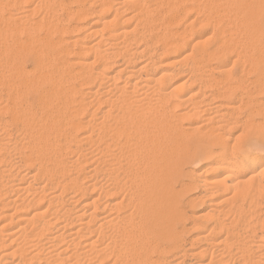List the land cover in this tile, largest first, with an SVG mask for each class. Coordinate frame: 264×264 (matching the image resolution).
<instances>
[{"label": "bare ground", "instance_id": "1", "mask_svg": "<svg viewBox=\"0 0 264 264\" xmlns=\"http://www.w3.org/2000/svg\"><path fill=\"white\" fill-rule=\"evenodd\" d=\"M70 1L0 0V264H264V0Z\"/></svg>", "mask_w": 264, "mask_h": 264}, {"label": "rangeland", "instance_id": "2", "mask_svg": "<svg viewBox=\"0 0 264 264\" xmlns=\"http://www.w3.org/2000/svg\"><path fill=\"white\" fill-rule=\"evenodd\" d=\"M60 1H61V0H60ZM62 1H66V2L69 1V3L71 2L70 0H62ZM62 3H63V2H62ZM64 3H65V2H64ZM69 3H68V4H69ZM65 4H66V3H65ZM76 4H79V3H76ZM71 6L75 8V7L78 6V5L73 4V5H71ZM52 8H54V10L57 9L56 7H53V5H52ZM55 8H56V9H55ZM61 12H62V11H60V10L58 11V15H59V17H61V16L63 15V12H62V13H61ZM56 14H57V13H56ZM263 14H264V6H263ZM63 24H65V22H64ZM72 24L75 25L76 23H71V25H72ZM229 27H230V28H231V27L234 28V26H232V25L229 26ZM229 27H228V30L230 29ZM233 28H232V29H233ZM235 29L238 30L236 27H235ZM235 29H233V30H235ZM233 30H231L230 32H232ZM236 30H235V31H236ZM83 31H84V30H81V31L78 32V33L76 32V33H77L76 35H82V34H83V33H82ZM233 32H234V31H233ZM237 32L240 33L239 31H237ZM237 32H236L235 34H237ZM260 35L262 36V37L259 36L260 40H261V41H264V27H263V25H262V27H261V33H260ZM236 36H237V35H235V37H236ZM239 36H240V35H238V36L236 37V40H235V41L237 42V40L240 39L239 42L242 43V42H243V38H239ZM235 37H234V38H235ZM240 37H242V35H241ZM262 39H263V40H262ZM236 42H233V43H236ZM263 43H264V42H263ZM235 45H238V46H239V47H238L239 49H238V48H237V49L240 50V48H241V47H240V44H235ZM236 47H237V46H236ZM238 50H237V51H238ZM241 50H242V48H241ZM241 50H240V52H241ZM241 53H243V51H242ZM186 62H187V61H186ZM187 63H190V62L188 61ZM26 65L28 66V67H27L28 69H30V68L32 67L31 62H27ZM231 66H232V65H231ZM241 66H242V65H241ZM243 66H244V65H243ZM238 67L241 69L240 65H239V66H236V68L234 67L236 71L240 70V69H238ZM245 67H246L245 69H247V67H248L247 64H246ZM168 68H169V67H168ZM170 68L172 69V67H170ZM248 68H249V67H248ZM232 70H233V71H232ZM248 70L252 71L251 69H247V71H248ZM247 71L245 70V72L242 73V75H243V74L246 75V72H247ZM231 72H233V74L235 75V73H234L235 71H234L233 67H231ZM252 72H253V73H252ZM252 72H247V75H246L247 77H245V76L242 77V78H243V80H242V81H243V88H245V90L248 88L247 90L253 91V90H252V89H253V86H254L253 82H255V78H256V77H257V87L259 86V85H258V82H259L258 79H260V78H258V77H259L260 75H259L258 72H257V74H258L259 76H258L256 73H254V71H252ZM216 73H218V72H216V71L213 72V73H212L213 76H210V77H213L214 79H217L218 77L220 78V77L222 76V75L220 76L219 74L216 75ZM238 73L241 74V71L236 72V74H238ZM212 74H211V75H212ZM239 74H238V75H239ZM218 75H219V76H218ZM234 75H233V76H234ZM255 75H257V76H255ZM178 76H179V75H178ZM214 76H215V77H214ZM235 76H237V75H235ZM176 77H177V76H176ZM248 77H249V79H248ZM177 78H178V77H177ZM213 78H210V79L212 80ZM244 78H246V79H244ZM251 78H252V79H251ZM178 79H179V78H178ZM178 79H176V81H177ZM246 80H247V81H246ZM233 82H237V81H233ZM244 82H246L247 84H246V83L244 84ZM250 82H251L252 84H251ZM252 85H253V86H252ZM247 86H248V87H247ZM0 88H4V87L1 86ZM249 88H250V89H249ZM5 89H6V88H5ZM3 90H4V89H2V90L0 91V93L2 94V92H3L2 95L5 96L7 90H6V92H5V90H4V91H3ZM257 90H259L258 92H260V89L257 88ZM240 92H241V90H240V91L238 90V92H237V97H238V98H240V96H239V93H240ZM261 92H262V91H261ZM261 92L259 93V95H258V93H257L258 96H257V98L255 97V100H254V99L252 100V104H251V105L256 104V103L253 104V102H257V108H258V106L261 108V106L263 107V105H264V103H263V102H264V94H263L264 91H263L262 93H261ZM240 95H241V94H240ZM262 95H263V96H262ZM258 98H259V99H258ZM261 98H262L263 100H262ZM256 99H257L258 101H257ZM260 99L262 100V102L260 101V103H259V100H260ZM237 104L239 105L238 99L236 100V105H237ZM238 105H237V106H238ZM240 106H242V104L239 105V109H238V111L241 110L240 113H239L238 111H236V113L238 112L239 115L235 114V115H237V116H239V117H236V116H235V117L238 118V119H237L238 122H241V128H243V127H242L243 122H245V121L247 120V114H248V116L250 115V110H248V108L245 109V108L247 107V106H246V103H245V106H246V107H243L244 105L242 106L244 109L241 108ZM248 112H249V113H248ZM262 115H263V116H262ZM245 116H246V119L244 120L243 118H245ZM259 116H260V115H259ZM259 116H258V117H255V119L257 118L256 121H258V122H261V121L263 120V121H262L263 124L257 123V124H260V125H261V127H260V125H259L260 129H263V128H264V114H261V117H259ZM241 117H242V118H241ZM4 118L8 119V115H6V116L4 115ZM240 118H241L242 120H244V121H241ZM186 120H187V119H186ZM198 121H199V120H198ZM215 121H216V120H214L213 122H214V123H217V121H216V122H215ZM213 122H210V123L212 124ZM188 123H189L188 121H187V122H186L185 120L182 121V125L184 124V125H183L184 127H188L189 124H190V123H189V124H188ZM208 123H209V122H208ZM210 123H209V124H210ZM214 123H213V124H214ZM211 124H210V125L207 124V126H208V127H211V126H212ZM244 124H245V123H244ZM236 125H237V124H236ZM236 125H235V126H236ZM239 126H240V125L238 124L236 127H234L235 129H233V131L231 132V133H232V137H231L230 143L233 141L232 138L236 135V133H238L237 136L240 134L239 131H241V130H240L241 128H240ZM257 126H258V125H257ZM237 127H238V128H237ZM262 127H263V128H262ZM239 128H240V129H239ZM257 128H258V127H257ZM236 129H237V130H236ZM238 129H239V130H238ZM234 130H236V132H235ZM257 130H259V129H257ZM241 132H242V131H241ZM257 132H258V131H256L255 134H254V137H258V138L256 139V141H255V139L253 138V139H254L253 141L257 142L256 145L253 144L254 147H252V149H251V146H250V148H249V146H248L249 144H248V145H247L248 148H247L246 150L249 151V150L251 149V151H249L250 154H252L253 152H256L257 150L259 151V153H258V151H257L256 153H253V154H252V155H254V156H255V154H257L256 156H258V157H257L258 160H257L256 163H257V168L259 169L260 166H261V167L264 166V136H263V135H264V129H263V130H259V134H257ZM234 133H235V134H234ZM247 134H248V133H247ZM247 134L245 133L244 136L240 138L241 141H243V142L246 143L247 136H245V135H247ZM260 134H261V135H260ZM255 135H257V136H255ZM198 137H199V134H198ZM245 137H246V138H245ZM204 138H205V139H204ZM202 139H203V140H202ZM201 140L204 142V140H206V137H202ZM241 141H240V142H241ZM206 142H207V141H206ZM206 142H204V143L207 144ZM255 142H254V143H255ZM232 143H233V142H232ZM241 143H242V142H241ZM243 145L245 146V144H243ZM218 146H219V148H220V147L223 148V145H217V146H215V147H217L216 150H215V147H213V148L211 147V148L213 149V151H215V152H219V151L221 150V148L219 149ZM247 146H246V147H247ZM246 147H244V149H245ZM253 148H254V150H253ZM256 148H257V150H255ZM218 149H219V151H218ZM252 150H253V152H252ZM201 153H203V152H200V154H201ZM256 156H255V157H256ZM200 157H201V158H200ZM202 157H203V155L201 154V155H199V158H197L196 160H194V161L191 160V161H193V162H190V160H188V161H187L188 163H187V162H186V163H187L189 166L186 164L187 166L184 165L185 167H184V166L182 167V168L184 169V171H185V173H184V177L182 178V181H184V182H188V181H189L188 183H189V186H190L191 188L189 187V190L187 189V190H185L184 192H182L181 195H180V197H182V196L185 195V194H186V195L183 196L184 198L182 197V198L179 199V200H180V207H182V208L184 207L182 211H183L185 214H186V212H187V213H190V215H189V214H186L188 217L191 216V215H192L193 217H195V216H197V213H199V214L203 213V214H205V216H206V214L209 215V214H208L209 210H208V207H207V204H208V203H207L206 205H204V203H201V202H202V201H200L201 199H198V200L200 201V203H199L198 200H197L198 202L195 201V202L198 204V205L195 204V205H197V206H195L194 204H192V205L195 206L194 208H196V207L199 208V209L196 208V211H195L194 208H193V209H194V210H193L192 208L189 207V206H191V204H189V206H188V204H185L186 206L183 205L185 201H188V200L192 199V198H190V196H192V197H193V196H194V197H200V196H202L203 193H204L203 190H205V187H206V186H204L203 183H202V184H203V186H202V185H200V183L203 182V179H206V174L203 175V167H204V165H205V160L207 161V159H206V157H205V159L202 160V159L204 158V157H203V158H202ZM200 159H201L202 161H201ZM196 161H197V163L195 164ZM189 162H190V163H189ZM199 162H201V163H199ZM261 163H262V164H261ZM193 164H194V165H193ZM190 166H192V168H191ZM250 166H251V165H250ZM188 169H189V172H190V171H191V172H194V173H196V172H197V173L200 172V175L198 176L199 173L194 175V174H192L191 172H190V174H192V175H190V174L187 173V172H188ZM190 169H191V170H190ZM192 169H193V171H192ZM195 169H196V170H195ZM262 169H263V171H264V168H262ZM201 171H202V173H201ZM214 172H215V171H212V173L210 172V175L206 172V173L208 174V175H207V178L213 176V173H214ZM204 173H205V171H204ZM215 173L217 174V172H215ZM215 173H214V175H215ZM246 173H247V172H246ZM186 174L188 175V178H187V175H186ZM201 174H202V175H201ZM263 174H264V173H263ZM190 176L192 177V179H193V177H194V180H196V181L192 180ZM189 177H190V178H189ZM196 177H197V178L200 177L201 179H195ZM183 179H184V180H183ZM188 179H189V180H188ZM199 180H200V183H199ZM201 180H202V181H201ZM197 181H198V183H197L198 185L195 183V182H197ZM190 182H192V184H191ZM193 182H194L195 184H194ZM190 184H191V185H190ZM193 184H194V185H193ZM192 185H193V187H196V188H193ZM178 186H179V184L176 185V188H177V189H179ZM200 186H202V187H200ZM199 187H200V188H199ZM202 188H203V190H201ZM193 189H194V190H193ZM190 190H192L191 193H189ZM196 190H197V191H196ZM261 190H264V189H261ZM186 192H188V193H186ZM201 192H203V193H201ZM261 192H262V193H260V191H257V194L260 193V194L257 195V197L259 196V200L261 199L260 201H261L262 203H264V202H263V201H264V198L262 197V195H263L264 193H263V191H261ZM183 193H184V194H183ZM199 193H200L201 195H200ZM194 194H195V195H194ZM197 194H198V196H197ZM187 195H188V196H187ZM199 195H200V196H199ZM180 197H179V198H180ZM187 197H188V199H187ZM189 198H190V199H189ZM182 199H183V200H182ZM203 199H205V198H203ZM262 199H263V201H262ZM205 200H206V201H204V202H207L209 199H205ZM257 200H258V199H257ZM259 200H258V202H260ZM182 202H183V204H182ZM258 202H257V204H260V203H261V202H260V203H258ZM185 203H186V202H185ZM262 203H261V204H262ZM181 204H182L183 206H182ZM202 204H203V205H202ZM76 205H77V204H74V206H76ZM187 206H188V208H186ZM76 207H77V206H76ZM191 207H193V206H191ZM225 207H226V206H225ZM182 208H181V209H182ZM189 208H190V209H189ZM226 208H227V207H226ZM186 209H187V210H186ZM75 210H76V209H75ZM188 210H189V211H188ZM191 210H193V211H191ZM206 210H207L208 212H206ZM225 210H226V209H225ZM185 211H186V212H185ZM190 211H191V212H190ZM204 212H205V213H204ZM194 215H195V216H194ZM187 216H184V217H186V218H185L186 221H183L184 218H182L181 223H182V224L184 223L183 225L180 224V222H179V224H177V229L179 230L180 227H181V229H180L179 231H181V234H180V237H182L181 240H184V241H185V242H184V246L189 247V246L191 245V246H192V247L190 246L191 248H193V249H197V250H198V249H200L199 247H201V248L204 247V246H205V243H204L202 240H201V243H200V242H199L200 240L197 239V240H198V241H197V240H196V237H198L199 232L201 233L202 228L212 226L213 223H214V220H213V217H212V216L210 217V215H209L208 217H210L211 220H208L209 218L207 219V217H205V221L202 222V221H201V216L204 217V215H201V216L198 215L199 217L197 216L196 219H198V221H200V223L197 221V223L200 224V226H198V228L201 227V228H200L201 230H200V229L197 228V225H199V224H196V225H194V224H190L191 222L193 223V218H192V217H189L190 219L192 218V220H189V218H188ZM224 217H225V216H224ZM199 218H200V219H199ZM226 218H227V217H225V219H226ZM188 220H189V221H188ZM206 220H207V221H206ZM195 221H196V220H195V218H194V223H196ZM208 222H209V224H208ZM210 222H211V223H210ZM202 223H204L205 225L202 224ZM185 224H186V225H185ZM201 224H202L204 227H203ZM184 225H185L187 228H186ZM192 225H194V226H196V227H194V226H192ZM189 226H192V227L198 229L199 231H198V230L195 231L196 229L194 230V228H191V227H189ZM184 227H185V228H184ZM182 228H184V230L187 229V231H186V230L184 231ZM191 229H193V230H191ZM182 232H183L184 234H182ZM196 233H197V235H196ZM182 235H183V236H182ZM194 236H195V237H194ZM193 237H194L195 239H194ZM192 238L194 239L193 242H192ZM198 238H199V237H198ZM190 240H191V241H190ZM182 242H183V241H182ZM188 242H189V243H188ZM195 242H196V243H195ZM202 242H203V243H202ZM191 243H192L193 245H192ZM189 244H190V245H189ZM196 246H197V247H196ZM190 247H189V248H190ZM191 248H190V249H191ZM187 249H188V248H187ZM191 250H192V249H191ZM171 255L173 256L174 254H171ZM171 255L169 254V256H167V259H166V260L169 259L168 261H171V260L173 259V257H171ZM155 256H156V255H154V258H156ZM170 257H171V258H170ZM186 261H189L188 258H187ZM194 261H195V260H194ZM1 264H3V263H1Z\"/></svg>", "mask_w": 264, "mask_h": 264}]
</instances>
